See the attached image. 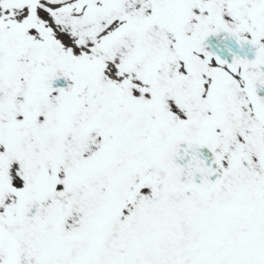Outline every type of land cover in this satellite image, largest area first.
Instances as JSON below:
<instances>
[{
	"label": "snow or ice",
	"instance_id": "obj_1",
	"mask_svg": "<svg viewBox=\"0 0 264 264\" xmlns=\"http://www.w3.org/2000/svg\"><path fill=\"white\" fill-rule=\"evenodd\" d=\"M0 264H264V0H0Z\"/></svg>",
	"mask_w": 264,
	"mask_h": 264
}]
</instances>
